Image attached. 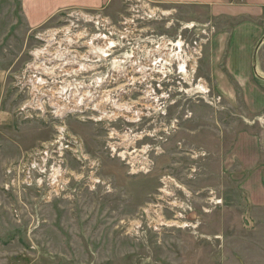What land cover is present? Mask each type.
Segmentation results:
<instances>
[{"label": "rangeland", "instance_id": "rangeland-1", "mask_svg": "<svg viewBox=\"0 0 264 264\" xmlns=\"http://www.w3.org/2000/svg\"><path fill=\"white\" fill-rule=\"evenodd\" d=\"M58 3L0 0V264H264V40L242 70L200 0Z\"/></svg>", "mask_w": 264, "mask_h": 264}, {"label": "crops", "instance_id": "crops-1", "mask_svg": "<svg viewBox=\"0 0 264 264\" xmlns=\"http://www.w3.org/2000/svg\"><path fill=\"white\" fill-rule=\"evenodd\" d=\"M53 13L59 6L67 4H82L85 6L96 7L102 4V0H69L71 3L64 4L67 0H58ZM205 5H211L213 14L216 17L228 16L229 19H235L236 23L231 30L226 33L225 37L229 39L224 47L226 52L225 61L230 63L240 62V69H249L243 62L249 61V54H253L251 46L255 40H264V0H200ZM57 2V0H56ZM253 26L255 30H251ZM258 52V50H256ZM253 56H251V60ZM256 62L253 61V65ZM251 65V69H253ZM256 66V65H255ZM237 76V75H236ZM241 76V75H238ZM0 77V85H1Z\"/></svg>", "mask_w": 264, "mask_h": 264}, {"label": "water", "instance_id": "water-1", "mask_svg": "<svg viewBox=\"0 0 264 264\" xmlns=\"http://www.w3.org/2000/svg\"><path fill=\"white\" fill-rule=\"evenodd\" d=\"M260 43H261V39L259 40V42L255 46V49L253 51V57H252L253 61H255V53H256V50H257V48H258V46H259ZM253 70L255 71V65H253Z\"/></svg>", "mask_w": 264, "mask_h": 264}, {"label": "bare ground", "instance_id": "bare-ground-1", "mask_svg": "<svg viewBox=\"0 0 264 264\" xmlns=\"http://www.w3.org/2000/svg\"><path fill=\"white\" fill-rule=\"evenodd\" d=\"M187 74V73H186ZM199 89V88H198ZM201 89V88H200ZM206 90V88H204ZM202 90V89H201ZM204 91V90H203Z\"/></svg>", "mask_w": 264, "mask_h": 264}]
</instances>
